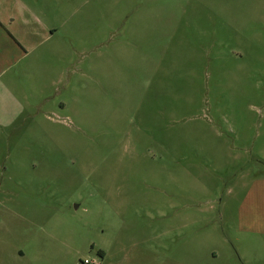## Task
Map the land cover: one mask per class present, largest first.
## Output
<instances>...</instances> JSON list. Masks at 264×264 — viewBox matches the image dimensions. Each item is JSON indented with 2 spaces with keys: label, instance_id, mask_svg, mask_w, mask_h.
Listing matches in <instances>:
<instances>
[{
  "label": "rangeland",
  "instance_id": "obj_1",
  "mask_svg": "<svg viewBox=\"0 0 264 264\" xmlns=\"http://www.w3.org/2000/svg\"><path fill=\"white\" fill-rule=\"evenodd\" d=\"M35 3L0 264H264V0Z\"/></svg>",
  "mask_w": 264,
  "mask_h": 264
},
{
  "label": "crops",
  "instance_id": "obj_2",
  "mask_svg": "<svg viewBox=\"0 0 264 264\" xmlns=\"http://www.w3.org/2000/svg\"><path fill=\"white\" fill-rule=\"evenodd\" d=\"M54 10L53 17L59 15ZM51 16L49 5L35 0H0V122H14L27 103L29 95L16 90L23 76L46 54L58 51L56 44L48 46L60 36ZM18 255L23 256V251Z\"/></svg>",
  "mask_w": 264,
  "mask_h": 264
}]
</instances>
